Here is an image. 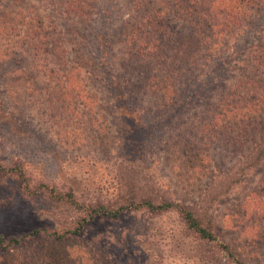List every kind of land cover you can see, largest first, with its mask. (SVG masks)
Wrapping results in <instances>:
<instances>
[{"label":"rangeland","instance_id":"rangeland-1","mask_svg":"<svg viewBox=\"0 0 264 264\" xmlns=\"http://www.w3.org/2000/svg\"><path fill=\"white\" fill-rule=\"evenodd\" d=\"M125 1L0 0V235L7 240L39 228L62 233L75 227L89 206L102 202L114 211L127 199L142 202L151 197L154 204L168 200L204 214V224L213 219L218 243H230L237 256L254 252L252 264H264V242L257 244L255 239L264 228L242 213L243 193L217 195L222 180L212 177L214 163L226 167L234 157L227 158L226 148L212 151L219 145L216 133L200 131V123L210 116L199 112L202 108L196 110V99L158 119L144 116L140 108L159 101L149 93L139 101L121 99L117 101L120 107L112 111L109 98L128 96L124 80L136 78L127 65L130 54L116 46L119 36L115 34L111 49L103 54L113 68L104 76L97 74L99 83L92 82L88 72L76 68L71 72L81 97L91 94V100H97L95 111L89 110L85 100L86 110L85 103L71 104L55 94L58 70L64 67L55 63L49 43L34 57L20 46L25 31L21 20L29 15H35L37 26L44 24L43 35L48 37L82 43V39L110 36L130 19ZM90 3L91 10L87 8ZM71 4L80 11L70 10ZM82 10L86 15L80 21L76 12ZM79 21L83 29L78 34L65 28ZM171 24L178 30L187 25L181 20ZM258 24H264V17L260 16ZM188 33L183 30V35ZM73 43H62L73 49L71 62L78 61L85 50ZM144 74L140 93L148 91L150 83L161 81L154 66ZM117 80L120 88L113 86ZM174 91L170 97L179 98ZM186 153L196 158L188 163ZM71 195L74 203L63 201L65 196L71 200ZM67 243L74 244L72 252H84L83 264H217L216 258L224 263L228 257L222 249L212 248L215 243H199L174 209L123 210L116 219L96 218ZM14 251L24 262V251ZM13 254L0 252V264H17Z\"/></svg>","mask_w":264,"mask_h":264},{"label":"trees","instance_id":"trees-1","mask_svg":"<svg viewBox=\"0 0 264 264\" xmlns=\"http://www.w3.org/2000/svg\"><path fill=\"white\" fill-rule=\"evenodd\" d=\"M89 1L86 0L85 3ZM12 2L18 3V0ZM125 2L130 6L128 9L130 19L114 28L110 36L82 39V43H79V40L62 39L53 35L48 37L43 35L44 24L37 26L35 15H29L26 16L29 19L21 20V26L25 31L21 35L20 46L23 51L30 50L34 57L43 49L45 43H49L55 63L58 67H64L58 70L60 77H57L54 85L55 94L60 99H68L71 104L85 103L86 110L87 101L90 104L89 110L95 111L97 100H91L93 98L91 94L84 95L85 99L81 97L82 93L77 92L71 72L73 68L78 69L80 73L88 72L90 80L94 83L98 82L100 73L104 76L105 71L107 72L113 64L108 58L104 59L103 54L111 49L113 37L117 34L119 37L116 46H120L130 54L127 65L129 64L128 66L136 73V78L124 80L125 83L127 82L125 92L128 96L122 93L109 98L108 101L113 103L112 111L120 107L121 99L139 101L149 93L157 96L159 101L149 107L140 108L144 116L153 115L158 119L165 113L175 114L178 107L191 104L196 99L195 102H198L196 110L202 108L199 112H205L210 116L200 123V131L208 134L216 133L215 140L219 145L212 148V151L214 152L216 148H226L230 156L227 158L234 157L233 163L226 167L214 163L212 177L215 181L218 178L222 180L217 195L230 196L234 192L239 195L243 193L240 199L242 213L263 229L264 24L259 25L258 19L260 16L264 17V0H126ZM69 6L70 10L80 11L74 4ZM87 8L91 10V3ZM30 10L37 14L35 8L30 7ZM18 12L17 15L22 16L23 13ZM76 14L80 21L86 15L83 10ZM176 20H181L187 25H184L182 30L174 29L171 22ZM80 21L65 25V28L71 34H78L83 29ZM126 26L129 27L127 31L120 29ZM184 29L189 30L190 33L183 35ZM42 37L44 40L41 39ZM71 42L85 48L79 55L78 61L69 60L73 49L63 45ZM152 66L157 76L160 75L161 81L154 85L147 83L148 91L140 93L146 76L144 72L147 70L151 72ZM113 86L120 88L122 83L117 80V83L113 82ZM175 89L179 97L176 99L170 97L173 96ZM186 154L189 155V159L186 160L188 163L196 158V155ZM213 158V162L218 160L216 156ZM212 182L210 189L215 185L214 180ZM62 196L60 195V199ZM68 197L65 196L63 201L75 202L72 195L71 200ZM152 202L151 197L142 202L127 199L114 211L108 210L107 205L100 202L95 207H87L84 217L78 219L76 226L62 233L56 229L49 231L39 228L7 240L0 235V252L13 254L16 252L14 250L24 251L22 253L25 257L24 262L16 256V253L13 254L16 256L14 261L17 264H37L39 259L41 264H83L84 259L81 254L84 252H72L74 244L69 245L67 242L78 238L84 226L91 221L96 218L116 219L123 210L147 208L165 212L174 209L182 216L186 229L199 243H215L216 246L212 248L218 247L225 252L228 257L224 263L216 258L217 264H252L251 256L254 252L246 256H237L230 243L217 242L215 232L212 230L213 219L209 218V224H204L202 219L207 217L198 214L192 208H179L177 204L168 200H161L157 204ZM255 239L257 244L264 242V233L261 231ZM37 242L40 244L35 247L33 244ZM94 264L99 263L97 261Z\"/></svg>","mask_w":264,"mask_h":264}]
</instances>
